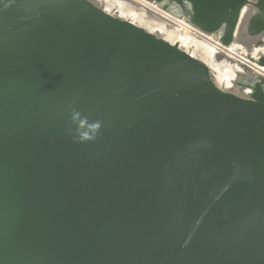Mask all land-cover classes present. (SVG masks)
Segmentation results:
<instances>
[{
  "label": "water",
  "instance_id": "95a60500",
  "mask_svg": "<svg viewBox=\"0 0 264 264\" xmlns=\"http://www.w3.org/2000/svg\"><path fill=\"white\" fill-rule=\"evenodd\" d=\"M170 1L225 46L264 32V0ZM254 80L93 0H0V264H264Z\"/></svg>",
  "mask_w": 264,
  "mask_h": 264
},
{
  "label": "built area",
  "instance_id": "2783aa9c",
  "mask_svg": "<svg viewBox=\"0 0 264 264\" xmlns=\"http://www.w3.org/2000/svg\"><path fill=\"white\" fill-rule=\"evenodd\" d=\"M98 1L101 3L103 8L107 12L114 13L117 15H123L124 17L131 18L129 15H124L120 13L121 10L119 8L120 6L122 8H129L142 13V15L146 19L151 20L152 23L154 24H160L163 27L162 31L156 30L155 32L163 33L165 35L168 32L169 34H171V39H173L175 43H177L180 47H182L189 53L193 54L194 56L198 57L199 54L196 53L198 50H196L195 53L192 52L193 50L192 44L194 42H199V41L208 42L207 40H211L213 43H215L216 51L224 54V56L229 57L230 59L234 56L229 51L230 45L225 46L219 42L217 38L219 36L218 33L215 34L208 33L199 29L184 17L170 13L169 11L161 7L158 3H156V1L154 0H111L114 1L116 5H112V4L107 5L106 4L107 0H98ZM232 44H236L240 49L244 50V54L242 56L247 58L245 47L242 46V44H239L237 42H234ZM208 57L210 58V60L207 61V64L209 65L210 70H214L216 68L214 67V65L216 66V62L214 58L211 56V52L208 54ZM238 61L240 62L241 66L242 65L249 66L250 69H252L255 73H257L264 79V66H259L254 61L251 60H250L251 64L249 65L245 64L243 60L242 61L238 60ZM262 86L264 89V82ZM245 91L249 93L251 91V88L248 87L245 89Z\"/></svg>",
  "mask_w": 264,
  "mask_h": 264
},
{
  "label": "flooded vegetation",
  "instance_id": "af4514ba",
  "mask_svg": "<svg viewBox=\"0 0 264 264\" xmlns=\"http://www.w3.org/2000/svg\"><path fill=\"white\" fill-rule=\"evenodd\" d=\"M93 1L96 2V4L98 6L103 8V6L101 5V3L98 0H93ZM156 3H158L161 7H163L164 9L169 11L170 13L177 15V16H182V15L178 14L177 12L180 13V12L186 11L189 7V4L185 1L178 3V2L170 1V0H161V1H156ZM251 10H252V8L250 7L248 12H250ZM111 14H114V13H111ZM115 15H117V14H115ZM117 16H120L122 18L130 20V19L124 17L123 15H117ZM154 33L157 34V32H154ZM259 40H262L263 43L257 44V41H259ZM235 42H239L240 44H242V46L245 47L247 55H250L251 57L254 56L253 58L256 59V58H258L260 52H263L262 49L264 48V32L257 35V36H249L246 33L244 27H240L239 31H238V35L235 39ZM254 50L255 51L257 50L256 53ZM251 52H252V54H251ZM223 56H224V54H223ZM229 60H230V58L226 57V56H224L223 59L219 62H217L215 60V62H217L216 67L218 69L215 68L214 70H210L211 77L216 82V84L219 85L221 88L229 90V91H231V92H233L239 96L245 97V96H247V92L245 91V89L248 87L251 88V86L256 82L254 80V76L257 75V73H255L252 69L247 70L242 66L243 69L236 70V73L234 74V76L232 77V79L229 82L221 81L223 83V85H220L219 84L220 79H218V72H221L223 70L224 67H222V66L226 63H227L226 64L227 66H225V67H230L229 66ZM234 66H232L233 70L235 69Z\"/></svg>",
  "mask_w": 264,
  "mask_h": 264
},
{
  "label": "bare ground",
  "instance_id": "6f19581e",
  "mask_svg": "<svg viewBox=\"0 0 264 264\" xmlns=\"http://www.w3.org/2000/svg\"><path fill=\"white\" fill-rule=\"evenodd\" d=\"M106 4L107 5H109V4L116 5V3L114 1H111V0H107ZM119 8L121 9L120 10L121 14L129 15L131 17L132 21H135V22L137 21V22H139L141 24H145L146 26H149V29L151 31H153V30L154 31H156V30L162 31L163 30V27L160 24H154V23L150 22L140 12H137L136 10H132V9H129V8H122L121 6ZM165 38L170 40L172 43L174 42L173 39H171V34H169L168 32H167ZM207 41L208 42L199 41V42H194L192 44V46H193L192 52L195 53V51L198 50L199 53L202 54L203 60L206 61V62L210 60V58L208 57V54L210 52L213 53L214 51H216L215 43H213L211 40H207ZM229 51L235 57L241 58L245 64H248V65L251 64V61L249 59H247V58L242 56L244 54V50L240 49L238 47V45H236V44L230 45ZM256 51H255V53H256ZM262 51L264 52V48L262 49ZM214 67H216V66L214 65ZM234 67H235L234 70H233L232 66L224 67L221 72H218V79H220V81L229 82L232 79V77L234 76V74L236 73V70H238V69L241 70V68L239 66H237V65H235ZM216 69H218V68H216Z\"/></svg>",
  "mask_w": 264,
  "mask_h": 264
},
{
  "label": "rangeland",
  "instance_id": "374dc122",
  "mask_svg": "<svg viewBox=\"0 0 264 264\" xmlns=\"http://www.w3.org/2000/svg\"><path fill=\"white\" fill-rule=\"evenodd\" d=\"M124 15H126V14H124ZM126 18H128V17H126ZM128 19L131 20V18H128ZM147 20H148V19H147ZM131 21H132V20H131ZM149 21L152 22L151 20H149ZM133 22H135V21H133ZM135 23H137V24H139L140 26L144 27L145 29L151 31V30L149 29V26H146L145 24H141V23H139V22H137V21H136ZM151 32H155V31L153 30V31H151ZM157 35H159V36H161V37H163V38L166 37L165 34H163V33H159V32H157ZM165 39H166V38H165ZM166 40H168V39H166ZM168 41H170V40H168ZM170 42H171V41H170ZM173 43H175V42H173ZM237 43H239V42H237ZM239 44H240V43H239ZM252 49H253V48H252ZM252 52H253V51H252ZM252 52H251V54H252ZM196 53L199 54L198 57H200L201 59H203V58H202V54H200L199 51H197ZM246 54H247V52H246ZM253 57H254V56H253ZM238 60L242 61L241 59H239V58L233 56V57L229 60V66L237 65V66H239L241 69H243V67L241 66V64H240V62H239ZM226 64H227V63H226ZM226 64H224L222 67L227 66ZM216 68H217V67H216ZM234 68H235V67H234ZM219 83H220L221 85H223V83H222L220 80H219Z\"/></svg>",
  "mask_w": 264,
  "mask_h": 264
},
{
  "label": "clouds",
  "instance_id": "9594fccd",
  "mask_svg": "<svg viewBox=\"0 0 264 264\" xmlns=\"http://www.w3.org/2000/svg\"><path fill=\"white\" fill-rule=\"evenodd\" d=\"M77 116H78V113H74V114H73V118H74V119H75ZM93 127H94V128H95V127H98V125H94Z\"/></svg>",
  "mask_w": 264,
  "mask_h": 264
}]
</instances>
